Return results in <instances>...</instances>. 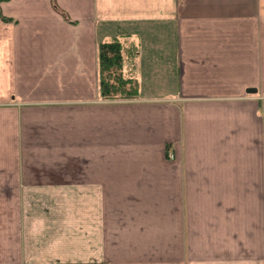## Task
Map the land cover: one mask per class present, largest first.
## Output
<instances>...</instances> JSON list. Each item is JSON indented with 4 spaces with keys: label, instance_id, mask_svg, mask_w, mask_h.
<instances>
[{
    "label": "crops",
    "instance_id": "crops-1",
    "mask_svg": "<svg viewBox=\"0 0 264 264\" xmlns=\"http://www.w3.org/2000/svg\"><path fill=\"white\" fill-rule=\"evenodd\" d=\"M0 12V196L18 224L0 264H264V0ZM114 38L137 99L100 96L97 45ZM26 196L62 198L37 213L40 249Z\"/></svg>",
    "mask_w": 264,
    "mask_h": 264
},
{
    "label": "trees",
    "instance_id": "trees-1",
    "mask_svg": "<svg viewBox=\"0 0 264 264\" xmlns=\"http://www.w3.org/2000/svg\"><path fill=\"white\" fill-rule=\"evenodd\" d=\"M6 0H0V2ZM1 19L6 18L1 14ZM126 35H122L124 37ZM125 47L119 38L102 41L97 45L99 91L103 101L118 102L134 100L139 97L138 79L133 76H126L124 72ZM129 52L131 55H136ZM134 67V56L132 58ZM134 71V70H133ZM167 147V155H168Z\"/></svg>",
    "mask_w": 264,
    "mask_h": 264
},
{
    "label": "rangeland",
    "instance_id": "rangeland-1",
    "mask_svg": "<svg viewBox=\"0 0 264 264\" xmlns=\"http://www.w3.org/2000/svg\"><path fill=\"white\" fill-rule=\"evenodd\" d=\"M168 85H171V84H168ZM153 88H156V87H153ZM31 197H33V196H26V198H28V201H27L28 204H30V205L32 204L31 208L33 210H36V209L38 210L36 212L33 210H31V212H28V213H31V215L32 214L34 215L33 218L41 217V216H39L40 213H42V215L46 214L47 203L55 204L57 206H63L62 198H60V200L54 201V200H52V198H49L47 196H34L33 198H31ZM15 200H16V196H0V210L6 211L7 215H8L7 222L2 223V226L0 227V234H7V233L14 234L16 231L18 224L16 222L17 225H15V221H14V216L17 213L15 210ZM61 209L62 208H60V210ZM23 213H24V211H23ZM28 213L25 212V216L29 215ZM37 213H39V214H37ZM59 213L60 212L58 210V214ZM38 219H40V220L34 221L33 223H30V224H28V223H26V224H27V227L29 225L32 227L34 234L45 233L44 236L38 237L34 240L36 243L35 248L40 249L41 246H43V244H47V240L49 238L50 227H48V232H47L46 231L47 230V224H46L47 220H45V218H38ZM24 222H25V218H24ZM49 226H60V224L59 223H56V224L49 223ZM61 231H63V232L64 231H72V229H70V225H67L65 223V224L61 225L60 231H56L53 234L57 235ZM47 256H49V255H47ZM46 257H44L42 260H45ZM25 258L27 259V256H25Z\"/></svg>",
    "mask_w": 264,
    "mask_h": 264
},
{
    "label": "water",
    "instance_id": "water-1",
    "mask_svg": "<svg viewBox=\"0 0 264 264\" xmlns=\"http://www.w3.org/2000/svg\"><path fill=\"white\" fill-rule=\"evenodd\" d=\"M255 90H253V89H250V90H248V92H254Z\"/></svg>",
    "mask_w": 264,
    "mask_h": 264
}]
</instances>
